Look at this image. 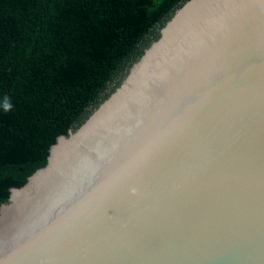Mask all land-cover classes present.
Wrapping results in <instances>:
<instances>
[{
  "label": "water",
  "instance_id": "1",
  "mask_svg": "<svg viewBox=\"0 0 264 264\" xmlns=\"http://www.w3.org/2000/svg\"><path fill=\"white\" fill-rule=\"evenodd\" d=\"M0 264H264V0H185L0 204Z\"/></svg>",
  "mask_w": 264,
  "mask_h": 264
},
{
  "label": "trees",
  "instance_id": "2",
  "mask_svg": "<svg viewBox=\"0 0 264 264\" xmlns=\"http://www.w3.org/2000/svg\"><path fill=\"white\" fill-rule=\"evenodd\" d=\"M185 0H0V204Z\"/></svg>",
  "mask_w": 264,
  "mask_h": 264
}]
</instances>
